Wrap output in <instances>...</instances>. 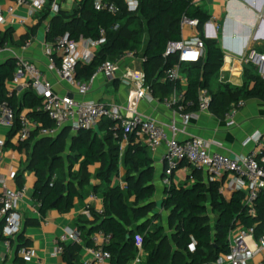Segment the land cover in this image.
Masks as SVG:
<instances>
[{
	"label": "trees",
	"instance_id": "trees-1",
	"mask_svg": "<svg viewBox=\"0 0 264 264\" xmlns=\"http://www.w3.org/2000/svg\"><path fill=\"white\" fill-rule=\"evenodd\" d=\"M94 3L95 0H81L73 12L61 11L55 16L49 10L44 11L38 18L39 24L20 45L35 35L48 19L47 43L64 35L74 41H98L103 31L106 41L98 47L92 62L78 63V81H90L103 64L132 52L144 60L146 84L154 95L161 100L170 97L179 85L160 81L167 70L178 64V58H165L167 44L181 40L183 18L199 20L202 31L210 17L193 0H139L136 11H130L124 0H110L108 3L119 9L116 16L95 10ZM145 37H148L146 44ZM203 41L205 58L194 65L181 66L188 70L187 101L197 99L199 91L207 89L223 67L224 54L217 41L204 38ZM0 42L13 45L7 34L0 36ZM15 72L16 60L0 68V103L7 99L6 82L13 81ZM212 98L211 109L217 116H223L235 103L264 101V81L249 68L241 88L225 86L223 91L212 94ZM9 101L17 117L27 109L28 117L44 128H54L48 115L39 110L42 100L34 91L28 90L20 98ZM113 126L111 121H106L99 125L98 131L81 130L74 137L64 131L54 139L40 138L36 132L29 139L33 147L29 170L37 178L33 199L39 205L42 218L54 209L61 214L70 213L75 201L83 200L87 188L94 194L101 193L102 213L90 209L92 220L81 217L75 228L85 246L91 249L99 247L91 240L94 234L111 235L110 244L103 247L112 256L111 264H130L140 254L143 264H215L221 255L229 252V236L237 228L254 229L256 240L264 235V195L257 199L251 214L243 192L233 193L228 200L220 184H207L202 171L197 169L193 171V184L171 185L165 189L161 208L170 212L168 224L172 230L171 234L167 233L158 213L150 216L157 205L153 200L155 167L148 147L130 136L122 154L124 135L122 131L115 135ZM17 131L15 127L14 132ZM103 131L106 133L101 136ZM98 164L101 169L95 178L101 184L95 187L90 168ZM121 165L126 171L124 189L112 186ZM138 237L142 239L140 247ZM18 244L19 249L29 244L23 233L18 237ZM192 245L194 252L190 251ZM65 260L68 264H80L76 255ZM16 263L25 264L19 258Z\"/></svg>",
	"mask_w": 264,
	"mask_h": 264
},
{
	"label": "crops",
	"instance_id": "crops-1",
	"mask_svg": "<svg viewBox=\"0 0 264 264\" xmlns=\"http://www.w3.org/2000/svg\"><path fill=\"white\" fill-rule=\"evenodd\" d=\"M17 0H0V7L6 9L16 4ZM47 2L44 11H51L54 4L61 6L62 12L71 13L75 10L81 0H45ZM98 1V0H95ZM109 2L110 0H102ZM138 2L139 0H133ZM172 1V0H165ZM196 6L200 7L210 20L204 25L202 31L199 29L201 39L216 40L224 54V63L220 72L211 80L207 88L212 94L223 91L225 86L241 88L244 84V74L247 69L242 65L241 59L251 51L264 53V0H193ZM126 4V0H124ZM43 11V12H44ZM29 7L16 8L14 17L4 15L0 17V36L8 35L13 42L11 53L0 57V68L10 60H16L17 57L24 58L34 63L46 76L53 87L55 93L65 96H71L76 102L94 101L104 104L125 106L131 96L132 90L136 85V72H144V60L141 56H135L133 59H126L119 64V70L114 82H108L104 75L100 74L93 81V90L87 96L80 95L76 89L62 82L55 72L49 70V60L45 52V28L50 19L45 21L43 26L31 36V46L27 51L22 48L28 41L20 45V42L27 38L35 27L39 24V16H30ZM18 19H24L25 25L18 24ZM15 21V22H14ZM219 27L218 30L215 27ZM195 34L191 29L181 28L182 37L188 38ZM148 42L145 37L144 43ZM144 44V45H145ZM59 64L60 59L56 57ZM145 73V72H144ZM183 83L178 84L179 91L186 92L188 89V70L181 69ZM21 82H25L23 78ZM163 83V82H161ZM13 82H6V90H10ZM23 95V94H22ZM22 95L17 96L20 98ZM155 96V95H154ZM156 101L149 103L140 101L138 112L147 119H150L162 125L169 136H173V126L176 128V138L183 143L192 138H199L205 141L209 146L210 153L221 154L230 158L244 157L254 151H259L256 142L257 137L262 136L264 145V101L249 100L244 102L234 120V125L229 126L224 115L217 116L210 108L209 111H192V119L188 124L183 121V114L179 109L168 108L163 100L155 96ZM166 99V98H165ZM25 109L22 113H28ZM102 122H106L103 120ZM98 123L90 130L98 131ZM64 131L72 132L74 137L78 132H74L70 126L60 129L54 137H45L54 139ZM101 132V136L105 135ZM39 135V134H38ZM42 138L43 136H40ZM137 142L146 145L144 140L134 136ZM20 141L14 128L0 127V143L4 148L0 155V195L3 192L2 181L8 189L22 191V197L17 203V211L22 218V231L25 239L29 242L27 248L35 252L34 258L26 263L21 256L18 246V237L7 243L3 237V223L0 221V264H17L19 258L25 264H68L66 257L76 255L83 264L85 261L92 260V249L86 247L84 242L74 244L69 242L65 245V252L60 256L54 257L56 248L55 241L67 228H75V224L81 217H87L85 212L87 208L99 212L103 210V195L101 193H92L88 188L85 189L84 198L81 201L76 200L74 208L68 214H61L56 209L51 210L45 218L39 213V205L34 201L33 195L37 182L36 175L29 170L30 157L32 153V143ZM25 143V144H24ZM128 140L121 143V149L125 150ZM264 150V149H263ZM264 152V151H263ZM150 154L154 161L155 178L154 186L157 194V206H161L164 192L167 186L164 183L166 145L163 144L156 153ZM98 164L90 168L93 174L92 186H99L101 183L95 178L96 174L92 168L100 167ZM195 168L188 162L181 163L180 167L171 178V185L182 187L191 185L195 181L193 171ZM199 170V169H197ZM201 171V170H199ZM125 169L121 165L119 175L113 179L112 186L126 187L123 180ZM205 182L208 184L206 175L202 171ZM221 192L228 200L232 192L227 189V179L219 183ZM96 198H92V197ZM160 212V210H159ZM169 216V215H168ZM88 218V217H87ZM92 220V219H89ZM167 233H172L167 230ZM141 239V237H139ZM142 240V239H141ZM97 246V244H95ZM79 247V250H77ZM136 261L130 264H143ZM253 264H264V257L258 256Z\"/></svg>",
	"mask_w": 264,
	"mask_h": 264
},
{
	"label": "built area",
	"instance_id": "built-area-1",
	"mask_svg": "<svg viewBox=\"0 0 264 264\" xmlns=\"http://www.w3.org/2000/svg\"><path fill=\"white\" fill-rule=\"evenodd\" d=\"M61 1L65 2L67 0ZM46 4L45 0H17L16 4L6 9L0 7V17L7 15L15 18V10L18 7H29L31 10L30 16L41 15ZM126 5L130 11H136L139 6L138 2L133 0H126ZM94 8L113 16L119 13V9L114 4L102 0L95 1ZM61 11L59 4L52 6L51 13L53 16ZM17 23L25 25L26 21L18 19ZM181 28L182 30L185 28L191 29L195 34L188 38L182 37L180 41H170L167 44L165 58L177 57L178 64L167 70L160 82L181 85L183 83L181 66L183 64L194 65L205 58L206 47L203 39L200 38L199 20L185 17L181 22ZM215 29L218 30L219 27L216 26ZM45 31H48V25ZM105 41V32L103 31L98 41L86 39L74 41L69 35L57 37L52 43L45 44L49 70L55 72L62 82L76 89L80 95L87 96L92 92L93 81L98 75L102 74L108 82H114L119 64L126 59L135 57L134 53L126 52L117 60L107 62L99 67L90 81H78V63L90 64L98 47L104 44ZM31 43V41H28L22 49L27 51ZM11 51L12 48L9 43L0 42V57L11 53ZM57 56L60 59L59 64L56 60ZM241 62L246 69L253 68L260 79L264 81V53L251 51L241 59ZM135 76L137 82L125 106L108 105L94 101L80 103L76 102L71 96H62L55 93L46 76L34 63L17 57L16 72L12 81L13 86L8 90L7 99L0 103V127L11 129L18 127L19 140L27 141L36 132L43 137H54L65 126H70L74 132H79L90 130L103 120L111 121L114 124L111 130L115 135L118 131H122L123 140L125 141L130 136L144 140L151 154L156 153L163 144L166 145L164 183L167 187L171 186V178L181 163L186 161L195 169L204 171L208 183H221L227 179V189L232 193L243 192L245 194V204L250 208L251 214H254L255 202L260 195H264V145L262 136L256 139L259 151L238 158L210 153L208 144L199 138H192L181 143L176 138L175 126L172 128L174 135L171 137L162 125L145 118L138 112L140 101L153 103L156 98L151 87L146 84L145 73L136 72ZM23 78L25 79L24 83L21 82ZM28 90L34 91L41 98L42 103L39 110L48 115L54 124L53 129L44 128L40 122L28 117L26 113H21L19 117L16 116L9 100L24 94ZM212 100V94L208 89H201L197 99L188 101L185 99V92L177 89L163 101L168 108L179 109L183 114L184 123L188 124L192 119L190 112L209 111ZM244 105V102L235 103L224 114L229 126L234 125L235 117ZM3 148L4 144L0 143V155ZM1 183L3 192L0 195V221L3 223V237L9 244L22 231V218L17 211V203L22 197V191L8 189L4 181ZM92 198L96 197L93 196ZM98 213L101 214L102 210ZM85 215L92 219L90 208H87ZM111 239V235H105L102 232L94 234L91 240L99 247L91 250L92 260L85 261L83 264H111V254L103 249L104 246L110 244ZM69 242L82 243L81 233L76 228H67L58 237L55 241L56 248L53 256L64 254V247ZM138 242L140 247L142 240L139 237ZM190 251H195L194 245L191 246ZM20 253L26 263L30 262L35 256V252L30 248H23ZM258 256L264 257V235L256 240L254 229L237 228L229 236V252L221 255L215 264H253ZM134 261L142 262V255L140 254Z\"/></svg>",
	"mask_w": 264,
	"mask_h": 264
},
{
	"label": "rangeland",
	"instance_id": "rangeland-1",
	"mask_svg": "<svg viewBox=\"0 0 264 264\" xmlns=\"http://www.w3.org/2000/svg\"><path fill=\"white\" fill-rule=\"evenodd\" d=\"M148 38V37H147ZM70 135H72V132H70ZM101 169V166L100 167H96V168H92L91 170H92V172L94 173V174H97V172L99 171ZM57 175L59 176V173L57 172ZM157 194H155V196H154V198H153V200H154V202L156 203V205H158L157 204V202L155 201V200H157ZM159 210H160V212H159ZM155 212H157L158 213V215L160 216V219H159V221L162 223V224H165L166 225V227H167V230L168 231H172L170 228H169V224H168V215L170 214V212L169 211H165V210H163L162 208H161V206H157L156 208H155V210L151 213V215L150 216H152ZM212 218H213V216H211ZM170 234V233H169Z\"/></svg>",
	"mask_w": 264,
	"mask_h": 264
}]
</instances>
